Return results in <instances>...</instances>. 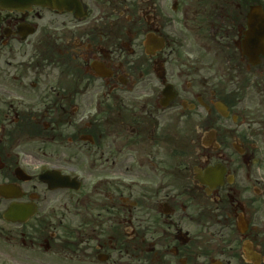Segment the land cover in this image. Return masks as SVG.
<instances>
[{
    "label": "flooded vegetation",
    "instance_id": "af4514ba",
    "mask_svg": "<svg viewBox=\"0 0 264 264\" xmlns=\"http://www.w3.org/2000/svg\"><path fill=\"white\" fill-rule=\"evenodd\" d=\"M246 6H0V264H264Z\"/></svg>",
    "mask_w": 264,
    "mask_h": 264
},
{
    "label": "water",
    "instance_id": "95a60500",
    "mask_svg": "<svg viewBox=\"0 0 264 264\" xmlns=\"http://www.w3.org/2000/svg\"><path fill=\"white\" fill-rule=\"evenodd\" d=\"M27 1L28 0H0V3H7L9 5H22L26 4ZM34 2H39V0H34ZM247 24V46L251 47V44L255 45L257 40L260 44L263 36L262 32L264 30V12L262 11V6L260 4H252L250 6Z\"/></svg>",
    "mask_w": 264,
    "mask_h": 264
},
{
    "label": "rangeland",
    "instance_id": "374dc122",
    "mask_svg": "<svg viewBox=\"0 0 264 264\" xmlns=\"http://www.w3.org/2000/svg\"><path fill=\"white\" fill-rule=\"evenodd\" d=\"M229 0H210V2H211V5L212 6H224V7H232L230 4H229V2H228ZM231 1V0H230ZM238 2V0H233V2H231L232 3V5H234V8L233 9H237L236 8V2ZM259 1H261V3L264 5V0H259Z\"/></svg>",
    "mask_w": 264,
    "mask_h": 264
}]
</instances>
